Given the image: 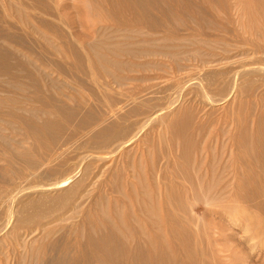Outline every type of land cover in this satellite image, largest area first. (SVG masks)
Returning a JSON list of instances; mask_svg holds the SVG:
<instances>
[{"label": "bare ground", "instance_id": "obj_1", "mask_svg": "<svg viewBox=\"0 0 264 264\" xmlns=\"http://www.w3.org/2000/svg\"><path fill=\"white\" fill-rule=\"evenodd\" d=\"M34 1L38 2L42 7H46L45 9L49 8L48 0ZM88 1L91 3L90 8L93 11L92 15L95 19H98V21L102 19L113 25L112 27L110 25L108 26L110 27L109 30L112 28L110 32L107 31L108 27L97 29L96 41H90L86 45H82V47L87 53L86 57L97 63L98 69L100 68L107 77H111L115 86L125 85L123 84L125 77L114 74L110 70L111 68L125 72L136 67L142 70L149 67L153 68V70L160 71L161 66L163 68L162 70L166 68L169 72L171 71L172 76L182 78L184 80L182 82L183 86L188 82L197 81L195 86L200 90V94L197 95L200 99H195V102H197L198 110L195 112L189 110L188 114L186 111L187 115L185 113L184 115L187 117H185L184 121L181 120L182 122L174 124L177 127H174L172 124L174 127V137L178 141V145L181 146L180 151H182L180 152V156H178L176 166H172L173 169L167 172L169 165H166L165 168L163 166L166 163L161 166L158 164L159 162H156L157 165H160V168L157 169L159 166L157 167L154 162L158 161L159 158L162 159L164 154H162L163 157L158 158L157 156V160L151 158L153 166H148L150 169H145L146 172L148 171L147 174L143 173V176L139 177L140 181H138L141 183L139 186L140 190H138V187L133 188V190L138 191L135 193L137 201L133 206H129V208L127 206L124 208L120 206V208L117 206L109 207V205L102 208L101 214L96 219H87L89 218L90 209L86 210V206L93 193H91L93 190L92 186L95 184L93 178H91L92 176L89 177L88 175L91 162L85 163L86 165L83 171L85 177L81 178L82 180H77L76 178L77 181H75L76 173H73L67 174V176H64L59 181L43 184L40 188V193L54 190L56 191V196L47 198L48 195L46 198H38L32 203H27L28 207H24L23 209L27 213L26 221L29 220L36 223V231L38 230V233H40L39 238L27 247L25 246L26 243H22L24 244L23 246L19 243V235L13 230L2 238V240L5 239V241L9 240L12 242V247L9 249V252L13 256L14 264H219L220 261L223 262L222 257H219V253L226 252L228 253L226 255L229 261L228 264H240L241 262L248 261V258L246 261H244L245 259H241L242 253H246L249 256L257 253V250L264 251V0ZM216 9H220L224 13L225 21L222 23L218 18L216 19L218 15L220 16L218 12V15L216 14ZM237 9H244L245 12L250 13L247 14L249 19L245 17L247 19L246 21H248L246 24L248 33L243 27V25L246 26L245 19V22L243 21L244 14L241 11V13H235L238 16L240 14L243 15V18L242 15L239 16L240 19L238 18V22L241 23L243 21L244 24H239L242 27L237 25L244 28L243 30L245 31H241V33H244L246 35L245 40L248 39L249 41L246 40L248 41L246 42L244 40V42H241L237 38L238 42L235 41L230 44L227 43L224 36H222L223 34H221L222 37L218 36L226 42H221L217 48L216 34L233 24L231 22L234 18L231 19V13L238 11ZM103 11L110 12L109 18H104L100 14ZM252 12L253 14L251 15ZM255 14L259 17L255 16ZM216 20L221 24H217ZM257 20L261 22H257ZM41 23L43 25L46 22L43 20ZM52 24L46 23L51 29H55L57 26L54 28L55 25ZM237 25L235 26L237 27ZM235 26L234 28H236ZM139 27L142 29L146 28V31H144L145 29L141 31ZM230 28L232 27L230 26ZM237 30L239 31V28ZM56 31H59V28ZM233 31L236 30L234 29ZM224 32H226V29ZM229 33H232V30ZM247 35L250 36V39ZM251 36H255V40H252ZM70 49L74 57L73 66H76L74 69H78L77 66L80 68L83 64L81 51L76 46L74 47V45ZM235 51L237 52L236 55L239 53V58L240 55L245 57L237 59V56V58L231 60V54ZM117 57L141 58L147 59L148 62L146 63L145 61L144 64L140 63L138 65L134 62L117 60ZM156 60H159L160 63L158 61L156 62ZM23 64L26 68L28 65L29 69H25ZM30 65V59L26 57L25 61L17 62L13 66L10 55L0 50V75H15V71L20 69L21 72L19 73L25 74L23 78L27 80L26 83L35 87L38 92L40 91V81L33 74L34 72L39 74L40 71L38 72V66L33 65L30 67ZM23 66L25 70H22ZM160 79L158 80L161 81ZM51 83L50 86H53L55 83H53V79ZM156 85L158 84L155 83L150 85V87H155ZM150 87L146 91H149ZM232 92H234V95L231 101L232 109L229 123V155L225 156L214 152V150L204 155L203 150H205L206 140L203 137L205 135H202V138L200 137L201 139L199 141L201 140L202 142L199 143L196 141L198 138L196 140L194 138L196 144L192 139L194 132L191 134L190 131L195 129L198 131L197 127L195 129L192 127L199 120L200 122H197L199 124L196 126L199 125V130H201L199 131V133L201 132L200 136L206 130L205 125L209 121L207 122V119L204 120V118L208 117L207 109H205L207 105L204 104L205 101L206 103L210 101L212 104L221 101L225 102L224 99L230 96ZM138 96L136 94L131 97L129 96L131 98L129 99L136 104L135 106L133 105V112H136L141 107ZM195 102L193 101V103ZM195 106H193L194 109ZM157 112H150L151 114L145 115V120L143 122L141 121V123L137 122L139 126L134 129L131 128L133 129L132 131L122 125H114L115 122H113L114 126L99 127L98 130H94L95 132H90L88 139L94 142L99 149V146L100 148H104L109 141L117 142L123 136L128 135V138L124 141L121 140L123 142L118 144L113 150V152H117L119 149L133 143L139 134L142 133V128H145L146 124L148 125L151 120H154L152 115ZM72 115V112H69V114L64 116L66 122L72 118ZM95 117H91V119L93 120ZM16 118L19 117L17 116ZM195 118H199V120ZM122 120L125 121L126 119ZM221 121L219 119L218 123ZM25 123L23 124L25 125ZM86 123L87 121L85 124L83 121V128L90 125L89 121ZM92 123L94 124V122ZM97 123L95 122V125ZM26 126L27 131L30 129L26 136L35 138L36 143H43L42 141H44L43 144H40L42 145V149L46 150L43 153L41 152L42 156L40 159L34 157L36 159L30 162L34 170L29 165L30 169L33 171H40L41 168L42 170H47L48 168L46 167L51 166L49 164L54 161L58 154L55 151L51 152L50 147L61 140L60 137L62 136V132L66 130V124L59 123L51 117L46 118L44 122L42 121L37 126H33V124L30 128H28V125ZM218 130L221 135L229 133L223 127H220ZM82 133L84 132L82 131ZM209 135L206 138H209ZM27 137H23V141L19 145L23 146L26 144L28 142L26 140H29ZM43 137L48 140L46 141L45 138L42 140ZM36 138L39 140L37 141ZM65 139L64 141H67V137ZM59 142L61 144V141ZM28 143L27 145H29ZM27 145H24V150ZM64 145L62 143V145H58L57 147L62 149ZM53 148L52 150H54ZM26 154L29 156L28 152ZM33 156L30 154L28 158ZM85 157L81 159L82 163H84L83 160ZM104 159L106 157L101 158L103 161ZM77 162L76 167L79 166ZM172 162L174 163V161ZM53 163L52 165L55 166ZM167 163L169 164V162ZM48 170H51V167ZM139 170L141 171V169ZM139 170L137 173H139ZM167 173H170V175ZM144 182H148V187H146V183L144 186ZM154 182L162 185L164 188L162 192H159L161 198H156L153 196V193H149L153 192L150 187L155 184ZM148 188L150 191H148ZM134 192H132L133 195ZM210 205H221L229 213L230 221L236 226L238 232H241V235L236 239V245L232 244V246L229 244L230 246H228L227 242L224 241L226 239L224 236L226 235L223 236L225 222L222 221L223 219L213 222L205 221V215L207 213L202 207ZM81 215L82 217H79ZM78 218H81V220H78ZM228 239L235 240L234 237H229ZM228 239L227 241H229ZM249 260L251 262L256 261L252 257Z\"/></svg>", "mask_w": 264, "mask_h": 264}, {"label": "rangeland", "instance_id": "obj_2", "mask_svg": "<svg viewBox=\"0 0 264 264\" xmlns=\"http://www.w3.org/2000/svg\"><path fill=\"white\" fill-rule=\"evenodd\" d=\"M47 3L49 8L45 9L46 7L44 6L42 7L40 4H38V2L34 0H0V25H1L0 50L10 55L13 66L17 62H22L23 60L25 61L27 57V59H30V63H31L30 67L36 65V67L38 66V72L40 71L39 74H37V72L36 73L34 72L33 74L40 81V87H39L40 91L38 92L35 87L26 83L27 80L23 78L25 74L19 73L21 72L20 69H18L20 71L18 70L15 71L16 72L15 75H11V76L0 75V128H1L0 129V156H1L0 157V240L4 238V235L9 233L11 230H13L17 232L16 233L17 235H19L18 238L19 243L22 246L24 245L22 243H26L25 244L26 247L30 246V244L33 243L34 240L39 238L40 233H38L39 232L38 230L36 231V223L29 220L26 221L27 213L23 211L24 207H28L29 203L36 201L38 198L41 197L46 198V196L48 195L49 196L47 198L56 196V191L54 190H51L46 193H40L41 192L40 188L43 186V184L59 181L62 178H64V176H67V174L76 173L75 174L76 177L74 178L75 181L85 177L83 171L87 163L91 162L88 175L89 177L92 176L91 178H93V182H95V184L92 186L93 190L91 191V193L92 192L93 193L91 194V198L86 206L87 207L86 210L90 209L89 212L90 214L88 215L89 218L87 219L90 220L96 219L97 216L99 217V215L101 214L102 208L107 207L109 205H110L109 207L120 206L121 208H124L125 206L129 208V206L130 207L133 206L137 201V198L135 197V193L138 192L137 190H133V188L138 187V190H140L139 186L141 185V183H139L140 181L139 177H142L143 173L147 174L148 171L146 172L145 169L148 170L150 169L149 168L150 166H153L151 158L157 160L159 157H163L162 154H164L165 158L164 157L162 159L159 158L158 161L154 162L153 160V162L157 167L159 166L158 168L156 167L157 169H159L160 165L162 166V164L164 165L166 163L163 166L165 168L166 165H169V167L167 168V172L171 171L173 167H175L176 164L178 163L177 161L178 156H180V152L182 151H180L181 146L178 145V141H176V138L174 137L175 134H173L174 133L173 128L177 127L174 124L182 122L181 120L184 121L185 117H187L184 115V113L186 114V111L187 114L189 110L194 112L197 111L198 105L197 102H195V99L197 100L200 99V97H197V95L200 94L199 92L200 90L199 88H197V86H195L196 85L195 83H197V81L195 80L194 82L190 81L191 83L188 82L190 85L186 83L185 84L186 87H185V85L183 86L182 84V82L184 81L182 78L180 79L178 77L172 76L173 74H171V71L169 72V70H167L166 68L162 70L163 68L161 66H160V71L153 70V68H149V67L143 70L136 67V68H132L130 71H125V72L121 70H114L112 68L111 69L109 68L114 74L122 75L123 77H125L124 80L126 82L123 81L124 82L123 84L125 85L119 87L115 86V84L113 83V79L109 76L107 77L106 74H104L100 68L98 69L97 63H95L92 59H88L86 57L87 53L85 49H83L82 47V45L84 44L86 45L90 41L91 42L96 41L97 29L99 28L104 29L105 27L107 28L109 25L112 27L113 24L107 21H103L102 19L101 21L95 19L92 15L93 11L90 8L91 3L88 0H48ZM243 10L239 9L238 11L235 12L233 11L234 14L233 12L231 13L232 16L231 19L234 18L232 19L231 22L233 24L230 25L232 28H230V26L229 27L227 26L225 28L226 32H224L225 31L224 29L223 31L216 34L217 48L219 47L221 42L223 43L225 40L227 41V43L230 44L232 42L234 43L235 41L238 42V40L244 42L246 35L244 33H241V31L244 32L245 31L243 30L244 28L246 30L248 29L246 25L248 21L246 20L249 19V16L247 14L250 13H247L245 12V10L244 11ZM240 11L242 12V14H244V18L243 15L240 14L241 13ZM217 12L218 14H220V16L217 14ZM236 12H240L239 16L242 15L243 21L245 19L246 22L245 21L244 22L246 26L243 25L244 23L243 21H241L242 19L240 20L241 23L238 22L239 16L235 15ZM100 14L104 18L105 17L109 18L110 16V12L108 11H103ZM216 14L218 15V16L216 15L217 16L216 19L218 18V20L221 23L225 21L224 20L225 16L223 11H221L220 9H216ZM252 14L253 12L251 13V15ZM235 16L237 17V21ZM255 16L259 17L257 14H255ZM245 17H247V19ZM43 20L46 23L48 22L49 24L53 23L52 25H55L54 28L57 26L59 28V31H56L58 30L57 27L55 28L56 30L51 29V27L47 26L46 23L45 24L43 23L42 25L41 21ZM219 21L216 20V23L220 25L221 23ZM258 21L259 20H257V22ZM237 24L238 25L242 24L244 28H241L242 25H239L241 26L239 27ZM235 25H237V27ZM234 26L236 28H234ZM109 28L110 27L107 28V31L110 32L112 28L110 30ZM237 28H239V31L237 30ZM144 29L140 28L141 31L143 30L146 31V28ZM234 29L236 31H233ZM220 30L222 29L220 28ZM231 30L232 33H229L231 32ZM236 32L241 34L239 35ZM248 32L249 31L247 30V33ZM62 34L64 37L61 36ZM87 34H89L90 36ZM221 34H223L222 36H224L225 39L224 41L221 38L222 37ZM218 35L221 37H219ZM240 36L244 39H242ZM248 36L249 35H247V37ZM248 38L250 39V36ZM255 38H256L255 36H251L252 40H255ZM77 41H79L78 44ZM72 45H74V47L76 46V48L81 51L80 53L82 54L83 57V62H82L83 64L80 66L81 69L79 68V66H77L78 69H74L76 68V66H73L74 57L70 51L71 50L70 47ZM236 53L237 52L235 51L231 54L232 55L231 60L237 58V56H238L237 59L245 57L240 55L239 58L238 55L239 53L237 55ZM233 54L235 55V57ZM116 59L117 60L120 59L125 62L127 61L131 63L134 62L135 64L138 65L140 63L144 64L145 61L146 63L148 62L147 59H141V58L131 59L130 57L129 58L117 57ZM159 60H156V62L158 61V63H160ZM23 63L25 64V62ZM24 66L22 70L24 69ZM25 69H29L28 65L27 68L25 66ZM44 72L48 73L49 75ZM52 79H53V83L55 82L53 86L57 84L55 86L56 88L53 87L52 85H51L52 87L50 86ZM158 79H160L161 81H159ZM57 81L58 83H56ZM155 83L158 85H156L155 87L154 86L150 87V85H153ZM10 86H14V87H10ZM147 86L150 87L149 91H146V89L148 88ZM232 93L230 94L231 97L228 96L226 97V99H224L225 102L221 101L213 104L210 101H207V103L206 101L204 102V104L207 105L206 106L207 108L205 109H207L206 112L208 116L204 118V120L207 119V122L208 121L209 122L208 124L205 125L206 130L202 132L201 136H200L201 132L199 133V131H201L199 130V125L196 126L197 124H199L197 122H200V120L199 118H195L196 120L199 121L196 122L195 120L196 124L194 123L195 126L192 128L195 129L197 127L198 131H196L195 129L193 131H190V133L192 134L194 132L193 133L194 137L192 135L191 137H193L192 138L193 140L194 138L195 140L198 138V140H196L197 143L202 142L201 140L199 141V139H201L205 135L203 137L206 140L205 150H203L204 155L205 154L207 155L209 152H213V150L214 152L223 154L225 156L229 155L228 153L230 151L229 148L230 143L228 144V142H230L228 141L230 134L229 123L231 119L230 113L232 109L231 101L233 100L232 98L234 92ZM135 94L139 95L138 100L140 102L138 100L137 101L141 106L140 107L141 109L139 108L137 110L138 112L132 111L136 104L132 100H130L131 99L130 97ZM1 99L3 100V102ZM192 100L195 103H193ZM122 101H123L122 104L124 106L121 104ZM141 104L144 106H142ZM193 106H195V109ZM69 112L70 113L72 112L73 115L71 116L72 118L70 117L71 119L67 120L66 122L64 116L66 114H69ZM150 112L151 113L157 112L156 113L157 116L156 114L152 115V118L154 120H151V122H149L148 125L147 124L145 125L146 126L145 128L144 127L142 128L141 131L142 133L139 134V136L133 143L119 149L120 150V151L118 150L119 152L118 151L113 152V150L118 146V144H120L125 139H127L128 135L123 136L122 138L117 140V142L109 141V143L104 148L102 147L100 148L99 146L100 150L98 149V146L94 144V142H91L88 139L89 133L90 132L93 133V131L98 130L99 127H108L118 124L119 126L122 125L123 127L128 128L130 131H132L134 128L139 126L137 122L139 123H141V121L143 122L145 120L144 118ZM15 115L16 117L18 116L19 118H16ZM122 116H124L122 119H126L125 121L122 119L120 120ZM51 117L52 119L58 121L59 123H63L64 125L66 124L65 126L66 130L62 132V136L60 137L61 140L59 141H61V144L58 141L57 144L55 143L53 144L52 147H50L51 152L52 151L58 152V154L56 155L53 161L54 163L52 162L53 164H55V166L52 165V163H50L49 165H51L50 166L51 170H48L50 169V167H46L48 168L47 170L45 169L42 170L41 168L40 171L35 170L36 171L35 172L33 171L34 168L30 165L31 164L30 162L34 161V159H36L37 157H38L37 159H40L42 156L41 154L43 153V151L45 152L46 150L42 149V145H41L44 143V141H42L43 143L41 142L36 143L35 138H32L31 136L28 137L26 136L30 130L29 129L27 131L26 125H28V128H30L32 124L33 126L34 125L37 126L39 125V123H42V121L44 122L46 118H51ZM89 117L90 119H88ZM91 117H95V118H93L92 120ZM222 118H224L225 120ZM175 119L177 120L175 121ZM219 119L222 120L220 123H218ZM83 121L84 124L86 121L87 123L89 121L90 125L87 126L85 125L86 128H83L84 127L82 124ZM90 122L91 123L94 122V124L93 123L91 124ZM95 122L97 123L96 125ZM113 122H115V124ZM23 123H25V125ZM172 124L174 125V127ZM220 127L225 128V131L228 130L229 133L227 134L224 133L221 135L218 130ZM207 129L210 131H208ZM82 131L84 133H82ZM208 135L209 138H206L208 137ZM23 137L24 138L27 137L29 139L26 140L29 143L26 142V144L24 145L26 146L27 143L30 145V146L27 145L25 150H24V145L23 146L19 145V143L23 141ZM64 137L65 138L67 137V141H64L66 140ZM68 137L71 138L69 139ZM44 138L45 137L41 139L44 140ZM45 139L46 141L48 140L47 138ZM36 140L38 141L39 139L36 138ZM62 143L65 144L62 147V149H64L65 151L59 149L60 147L59 148L57 147L58 145L59 146L62 145ZM211 147L213 148L211 149ZM52 148L54 150H52ZM221 151H223L224 153L223 152L221 153ZM27 152L29 153V156L30 154L34 156L28 158L29 156L28 154H26ZM100 155L103 157H101ZM84 157L86 160L84 159L83 160L84 163H82L81 159ZM105 157L106 159H104V161L101 160V158H105ZM163 159L166 160L164 161ZM162 160L163 162H161ZM76 161H78L77 163H79V166L77 167H76ZM172 161H174V163ZM156 162H159L158 164L160 165H157ZM167 162H169V164ZM139 163H141L140 166ZM29 165L31 166V168H33V170L30 169ZM78 168L80 169V171ZM139 169H141V171ZM138 170L139 173H137ZM70 171H74V172H70ZM101 171L103 172L102 174ZM168 175H170V173ZM122 178L124 179V181ZM164 182L166 183V181ZM145 183L146 182H144V186ZM154 183L155 184L152 185V187H150L149 184L150 189L153 190V192H149V193H153V196L156 198H161L159 192H162L164 188L162 185H158L156 184V182ZM146 187H148V182L146 183ZM150 189L148 188V191H150ZM132 192H134V195ZM202 209L207 213V215H205V221L213 222L216 220L218 221L220 219L221 220L223 219L222 221H225L223 236L226 235L224 236L226 239H224V241L227 242L228 246H230L229 244L236 245L235 244L237 243L236 239H238L237 237L241 235V232H238L236 226L232 223V221H230L229 213L226 212L227 210L225 209L226 210L225 211L223 207H221V205L203 206ZM79 217H82V215ZM78 220H81V218H78ZM231 235L235 238V240L228 239L229 237L233 238ZM227 239L229 241H227ZM11 243H12L11 241L9 240L5 241V239L0 241V264H14V260L12 258L13 256L9 252V249H11L12 247ZM241 247L243 246L241 245ZM256 252L257 253H255L254 255H249V256L246 255V253L245 254L242 253L241 259L242 260L245 259L244 261H246L248 258V261L244 263L241 262L240 264H245V263L264 264V260H263L264 251L257 250ZM258 252L259 253L261 252L260 255ZM227 254H228L227 252L219 253L220 255L219 257L220 258L222 257L221 259L223 260V262L220 261L219 264L229 263L228 258L226 256ZM257 255L259 256L257 257ZM251 257L253 258V260L256 261L251 262L249 260Z\"/></svg>", "mask_w": 264, "mask_h": 264}]
</instances>
